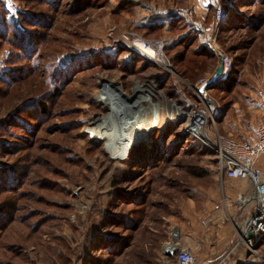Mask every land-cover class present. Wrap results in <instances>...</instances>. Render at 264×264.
Segmentation results:
<instances>
[{
	"label": "rangeland",
	"instance_id": "374dc122",
	"mask_svg": "<svg viewBox=\"0 0 264 264\" xmlns=\"http://www.w3.org/2000/svg\"><path fill=\"white\" fill-rule=\"evenodd\" d=\"M207 3L0 0V177L16 181L0 183V264H177L166 248L201 258L203 245L224 238L227 251L235 247L227 264H264V238L253 246L242 238L257 200L242 208L237 197L252 185L221 180L214 157L189 148L183 119L168 120L188 111L222 58L236 81L231 92L223 78L208 90L219 132L233 125L231 136L248 141L264 120L251 109L264 108V0ZM203 46L209 55L198 53ZM112 88L132 103L139 88L155 94L161 127L146 146L114 151L132 124L118 137L104 131ZM255 168L264 186V160ZM205 208L208 227L196 216Z\"/></svg>",
	"mask_w": 264,
	"mask_h": 264
},
{
	"label": "built area",
	"instance_id": "2783aa9c",
	"mask_svg": "<svg viewBox=\"0 0 264 264\" xmlns=\"http://www.w3.org/2000/svg\"><path fill=\"white\" fill-rule=\"evenodd\" d=\"M217 11L216 20L218 24H221L225 19V13L220 10ZM224 62L223 78L231 69V62L225 59ZM206 81H202L201 85ZM201 85L194 90V99L188 111L182 113L181 116L178 115L175 122L183 119V133L188 139L187 142L189 141V148L197 147L214 157L217 163L218 177L221 180L225 178L249 181L252 185L253 197L244 192H240L237 197V202L242 208L248 207L253 200H257L254 207L255 213L242 236L245 245H252L264 238V232H262V230L264 231V205H261L264 197V186L255 168L259 159H264V124L257 125L252 129L251 139L248 141H241L231 135L221 134L218 130L219 109L215 102L210 99L208 90L204 93L198 92ZM248 198H252L251 201L247 202ZM259 215L260 217L257 218ZM259 219H263V221L259 222ZM251 226L255 227L254 231L257 232L253 241H251ZM248 232L251 236L249 239H247ZM171 247L166 248V251H174L177 264H210L209 261L198 262L193 250L188 247L185 248L179 244L177 247ZM232 249L227 251L217 264H227L233 256L235 247Z\"/></svg>",
	"mask_w": 264,
	"mask_h": 264
},
{
	"label": "bare ground",
	"instance_id": "6f19581e",
	"mask_svg": "<svg viewBox=\"0 0 264 264\" xmlns=\"http://www.w3.org/2000/svg\"><path fill=\"white\" fill-rule=\"evenodd\" d=\"M133 46L135 48H137L138 50H140L142 53H144V55H146L150 58H155V52L153 51V49H151V47L146 46L143 42L136 41V42H134ZM123 86H125V85H123ZM133 92L135 94V100L133 103L129 100L128 97L125 98L126 95L121 94L118 89L112 88V89H110V92L108 94L109 99H107V102L110 106V109L112 110V115L114 116V119H112L111 122H109L108 124H106L104 126V131H109L111 129L113 136L118 137L119 135L121 136V134H120L122 131L121 126H125V125L127 126V125L132 124V127L130 128V130L128 129V132L126 133L128 135V137L130 138V140L124 144L116 143V146L114 147V151H116V152L120 151L121 148H123L122 150H124V148L126 147L125 144L128 145V147L132 146L131 149L135 148V147L137 148V147H141V146L142 147L146 146V144L148 143L147 139H149V137L151 136L150 134L153 131H155L156 129H158V128L160 129V127H161V126H158V112H159V110H152L153 108H155V105H156L155 103L158 102V101L156 102V98L154 97L155 94H153L150 89H140V88L138 90L133 91ZM144 96L150 97V100L144 99L143 102L141 103L140 98H142ZM153 98H154V100H152ZM139 107L144 109V111H146V113L141 114V115H137L141 118H139L137 121L133 122L135 120V119L133 120L134 116H129V113L132 110L137 109ZM157 108L158 107L156 106V109ZM151 111H154V112L152 113ZM125 116L127 118L124 121ZM176 117H177V115L170 116L168 118V120L171 122H175L174 118H176ZM128 118L131 119V121L129 120L130 122L127 121ZM150 119H153V120H152V122L150 121V123H149ZM126 122H127V124H126ZM115 123H120V125L118 124V126L115 127L114 126ZM128 137H126V139ZM109 139H111V138H109ZM109 139H108V143H110ZM263 204H264V200L262 199L261 205H263ZM259 217H260V215L257 218H259ZM262 221H263V219H259V222H262ZM254 228L255 227H253V226L250 227V233H252V239H253V236H255L257 234V232L254 231ZM262 232H264V231L262 230ZM171 248L174 249V247H171Z\"/></svg>",
	"mask_w": 264,
	"mask_h": 264
},
{
	"label": "crops",
	"instance_id": "0c3cea01",
	"mask_svg": "<svg viewBox=\"0 0 264 264\" xmlns=\"http://www.w3.org/2000/svg\"><path fill=\"white\" fill-rule=\"evenodd\" d=\"M208 1V3H207V8L206 9H208V7L210 6L211 7V0H207ZM204 2V0H202V3ZM222 78H223V76H222ZM255 92V91H254ZM252 93V92H251ZM255 94H256V92H255ZM252 95H253V93H252ZM262 97L264 98V94H262ZM254 102V99H251L250 100V103H253ZM251 109L253 110V111H259L261 114H263L264 113V108L260 111V110H256V109H254V107L252 106L251 107ZM262 116V115H261ZM263 116H264V114H263ZM262 118V117H261ZM262 119H264V117L262 118ZM222 124H224V123H222ZM260 124H264V120H261L260 122H257V123H255V125H253V127H252V129L255 127V126H257V125H260ZM219 122H218V128H219ZM223 126V125H222ZM220 129V128H219ZM224 129H226L225 127H224ZM236 127L235 126H233V125H229V128H228V130L227 131H229L230 133H228V134H232V130H234L233 132H235L236 130ZM252 129H251V133H252ZM221 132H223V131H221ZM224 134H225V132H224ZM235 139H237V138H235ZM238 140H240V139H238ZM242 141V140H241ZM262 160H264V159H259V161H262ZM258 161V162H259ZM257 162V163H258ZM237 181H239V180H237ZM243 182H247V181H243ZM245 186H247L246 184L244 185V187ZM229 205V204H228ZM210 210H207V208H205V210L204 211H202L201 213H196V216H198V221H200L201 223H200V225L201 226H207L208 227V223H209V221H210V215H208V212H209ZM216 215V214H215ZM218 218V217H217ZM197 220V219H196ZM220 219H218V221H216L215 223H218V224H220L221 223V221H219ZM211 227V226H210ZM212 230H213V228L211 227V228H209L208 229V231L209 232H212ZM214 231V230H213ZM224 235H225V233H223ZM228 240H226V238H224V240H222V242L220 241V243H215V244H208V245H203L204 246V251H203V246H202V256H201V258H197V260H198V262H203V261H209L210 263L211 262H214V263H216L219 259H221L224 255H225V253L227 252V248H228V246L230 245V243H228ZM227 246V247H226ZM240 257H242V256H240ZM239 257V258H240ZM231 260H232V258H231Z\"/></svg>",
	"mask_w": 264,
	"mask_h": 264
},
{
	"label": "trees",
	"instance_id": "16d2710c",
	"mask_svg": "<svg viewBox=\"0 0 264 264\" xmlns=\"http://www.w3.org/2000/svg\"><path fill=\"white\" fill-rule=\"evenodd\" d=\"M262 18L264 17V15H260ZM259 16V17H260ZM1 17V16H0ZM3 18H4V16H3ZM177 18H176V16L175 15H170V17H169V20L170 21H172V22H174L175 20H176ZM256 20V19H255ZM227 21L229 22L230 20H228L227 19ZM17 29V28H16ZM17 31H19V29H17ZM200 51H198V53L199 54H208L209 55V53L206 51V48L203 46V47H201L200 49H199ZM30 52V51H29ZM28 52V53H29ZM236 73V71H234V70H230V71H228V73H227V76L225 77V78H223L222 79V81H223V87H224V90L225 91H227V92H231L232 90H233V88H234V85H235V81H236V79L234 78V74ZM13 73H11L10 75H9V77L13 80V79H15L16 77H14L13 75H12ZM219 82V81H218ZM42 109L43 110H45L46 109V107H45V105H43L42 104ZM44 112V111H43ZM45 113V112H44ZM187 138V137H186ZM140 148V147H139ZM136 149L137 151H140V149ZM135 150V151H136ZM134 153V155H133V157H134V159L135 160H139V154L137 153V152H133ZM132 153V154H133ZM131 154V155H132ZM209 154V153H208ZM137 155V157H135ZM212 156V155H211ZM142 157H144L143 155H142ZM0 183H2V181H4V182H6V183H10V182H12V184L14 185V184H16L15 182L16 181H10L9 179H6V177L5 176H2V177H0ZM23 183V182H22ZM2 219H4L3 218V216L1 217L0 216V222H1V220ZM1 223H3V222H1Z\"/></svg>",
	"mask_w": 264,
	"mask_h": 264
},
{
	"label": "water",
	"instance_id": "95a60500",
	"mask_svg": "<svg viewBox=\"0 0 264 264\" xmlns=\"http://www.w3.org/2000/svg\"><path fill=\"white\" fill-rule=\"evenodd\" d=\"M224 64H225L224 58H222L221 63L217 68L216 72L214 73V75L199 87L198 89L199 93H204L205 91L212 89L215 86V84L222 79L224 72ZM174 254L175 253L172 250L166 251V255L169 257H173Z\"/></svg>",
	"mask_w": 264,
	"mask_h": 264
}]
</instances>
